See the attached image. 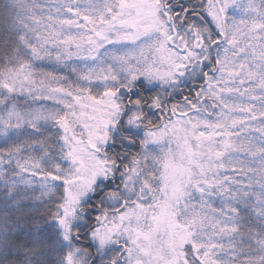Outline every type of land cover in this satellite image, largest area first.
I'll list each match as a JSON object with an SVG mask.
<instances>
[{"label":"snow or ice","instance_id":"snow-or-ice-1","mask_svg":"<svg viewBox=\"0 0 264 264\" xmlns=\"http://www.w3.org/2000/svg\"><path fill=\"white\" fill-rule=\"evenodd\" d=\"M0 264H264V0H0Z\"/></svg>","mask_w":264,"mask_h":264}]
</instances>
